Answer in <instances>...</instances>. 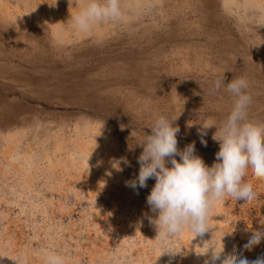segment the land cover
<instances>
[{
    "label": "rangeland",
    "instance_id": "rangeland-1",
    "mask_svg": "<svg viewBox=\"0 0 264 264\" xmlns=\"http://www.w3.org/2000/svg\"><path fill=\"white\" fill-rule=\"evenodd\" d=\"M87 2L0 0L2 264H45L49 253L64 264H204L195 252L222 238L227 255L264 256V238L243 247L264 231V179L243 178L255 193L248 204L213 202L211 231L193 239L187 228L157 235L146 202L154 179L126 186L137 143L181 108L178 148L195 142L214 162L215 127L198 130L232 107L213 88L222 75L247 80L248 121L264 126V0H121L118 21L85 32L72 16Z\"/></svg>",
    "mask_w": 264,
    "mask_h": 264
},
{
    "label": "clouds",
    "instance_id": "clouds-1",
    "mask_svg": "<svg viewBox=\"0 0 264 264\" xmlns=\"http://www.w3.org/2000/svg\"><path fill=\"white\" fill-rule=\"evenodd\" d=\"M121 15V0H88L72 16V21L81 31L87 32L94 24L105 20L118 21ZM261 25L264 23L257 26ZM213 88H223L233 98V104L227 117L219 124L215 120L199 124L198 135L201 137L207 134V129L215 127L212 139L219 148L211 165L196 154L195 142L187 144L183 150L178 148L180 128L174 122L178 120L182 108L174 116L161 115L156 118L149 127L150 133L137 143L142 147L137 158L138 174L127 181L126 186L138 190L147 187L149 179H154L146 202L156 213L151 222L162 239L170 238L185 228L191 231L192 239L203 236L211 231L208 217L213 202L231 197L248 204L255 198V193L243 183V178L250 173L257 179H264V126L248 121L252 97L246 91L247 80L236 78L225 83L222 75L214 81ZM201 143L206 145L203 138ZM123 162L129 164L127 160ZM116 164L115 169L122 171L120 162ZM262 238L264 231H255L243 247L250 250ZM223 240L219 247L209 243L203 251L195 253L207 257L204 264H264V256L250 261L240 253L227 255ZM164 253L185 255L181 249L165 250L160 255ZM45 264H64V259L58 254L49 253L45 256Z\"/></svg>",
    "mask_w": 264,
    "mask_h": 264
},
{
    "label": "bare ground",
    "instance_id": "bare-ground-1",
    "mask_svg": "<svg viewBox=\"0 0 264 264\" xmlns=\"http://www.w3.org/2000/svg\"><path fill=\"white\" fill-rule=\"evenodd\" d=\"M225 1H230V0H225Z\"/></svg>",
    "mask_w": 264,
    "mask_h": 264
}]
</instances>
